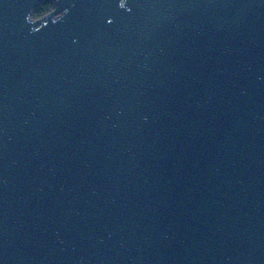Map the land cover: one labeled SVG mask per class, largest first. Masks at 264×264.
<instances>
[{
  "label": "water",
  "instance_id": "obj_1",
  "mask_svg": "<svg viewBox=\"0 0 264 264\" xmlns=\"http://www.w3.org/2000/svg\"><path fill=\"white\" fill-rule=\"evenodd\" d=\"M0 0V264H264V0Z\"/></svg>",
  "mask_w": 264,
  "mask_h": 264
},
{
  "label": "trees",
  "instance_id": "obj_2",
  "mask_svg": "<svg viewBox=\"0 0 264 264\" xmlns=\"http://www.w3.org/2000/svg\"><path fill=\"white\" fill-rule=\"evenodd\" d=\"M54 8V2L50 0H45L40 2L34 9V16L39 17L49 12Z\"/></svg>",
  "mask_w": 264,
  "mask_h": 264
},
{
  "label": "flooded vegetation",
  "instance_id": "obj_3",
  "mask_svg": "<svg viewBox=\"0 0 264 264\" xmlns=\"http://www.w3.org/2000/svg\"><path fill=\"white\" fill-rule=\"evenodd\" d=\"M54 6H55V4H54Z\"/></svg>",
  "mask_w": 264,
  "mask_h": 264
}]
</instances>
